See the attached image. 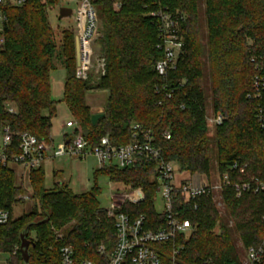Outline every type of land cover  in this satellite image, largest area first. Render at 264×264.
Listing matches in <instances>:
<instances>
[{
	"label": "trees",
	"instance_id": "16d2710c",
	"mask_svg": "<svg viewBox=\"0 0 264 264\" xmlns=\"http://www.w3.org/2000/svg\"><path fill=\"white\" fill-rule=\"evenodd\" d=\"M46 3L53 7L56 0ZM198 3L204 6V43ZM96 6L105 60V73L96 85L74 76L72 32H63L62 45L56 49L42 0L5 8L8 23L0 33V127L8 126L16 135L29 132L52 144L57 102L50 96L49 75L58 59L66 71L62 102L91 146L104 136L115 146L126 145L131 125L140 124L152 131L161 159L174 162L179 172L227 175L231 186L220 193L225 218L219 216L213 196L197 198L196 210L184 206L181 215L194 226V232L188 240L177 237L174 244L152 245L161 264L171 263L173 248L178 250L175 264L239 263L233 234L246 249L259 246L264 239V194L236 198L232 189L235 183L252 178L264 182V130L255 118L264 92L259 99L252 97L254 79L264 83V0H97ZM157 6L185 17L182 52L165 82L154 70L161 55L156 49V22L148 15ZM156 85L166 89L155 93ZM91 91L107 93L103 116L95 125L86 104ZM8 107L16 112H8ZM207 107L223 117L212 137L205 122ZM234 163L241 172L231 168ZM97 172L127 189L143 190L145 201L137 206L125 204L121 212L131 220L143 215L146 230L164 226L163 214L154 209V165L138 163L126 170ZM43 180L41 168L31 173L32 199L37 204L28 214L0 226V253L15 252L7 264H24L18 250L19 232L46 216L45 223L29 229L28 240L34 247H29L28 263L60 264V249L70 246L76 261L106 264L98 249L103 246L105 253L113 249L115 230L99 206L98 188L74 194L63 183L45 190ZM13 183L12 172L0 169V208L11 210L18 204L22 189ZM70 224L62 238L55 236V231ZM31 231L34 239H30ZM259 264H264V257Z\"/></svg>",
	"mask_w": 264,
	"mask_h": 264
},
{
	"label": "built area",
	"instance_id": "2783aa9c",
	"mask_svg": "<svg viewBox=\"0 0 264 264\" xmlns=\"http://www.w3.org/2000/svg\"><path fill=\"white\" fill-rule=\"evenodd\" d=\"M27 0H0V33L3 32L8 23L5 14L7 7H21ZM97 0H56L58 6H69L75 4L76 32L74 38L78 41L79 65L76 66L74 76L81 81H87L89 72L93 69L102 76L105 73V60L96 58L92 48L93 41L99 34V18L96 6ZM47 0H42L45 9L49 8ZM63 8V7H62ZM73 11V10H72ZM73 15V12H72ZM156 22L158 42L156 49L161 58L155 63L154 70L157 75L166 81L168 73L175 69L178 56L182 52L183 38L181 26L185 17L178 11H168L160 6L155 7L148 13ZM2 42V40H0ZM75 60V55H74ZM254 98H261L264 92L263 81L256 77L253 81ZM165 86L156 85L155 93L163 91ZM170 97V95H167ZM250 97V96H249ZM8 112L15 113L13 107H8ZM256 121L264 130V102L261 103L255 115ZM206 124L213 127L223 122L220 114H213L211 118L205 117ZM66 130L70 132H66ZM18 136L15 143L14 137ZM164 138L169 140L170 134L164 133ZM161 150L154 141L151 130L140 124H132L130 127V142L126 145L115 146L110 142L108 136L99 139L98 143L91 146L84 138L80 126L75 120L66 122L62 141L54 147L39 141L29 132L16 135L8 126L0 127V169H6L16 174L14 168H20V175L14 181V187L22 189L18 197L17 205H28L33 201L32 187L30 185L31 173L41 168L42 164L49 158L84 159L94 156L97 160V170L107 171L111 168L126 170L138 163L154 165L153 180L155 182V197L160 194L161 208L159 212L165 218L164 226L154 230L145 229V217L139 215L134 219L121 212L125 204L137 206L145 201L142 189H127L123 184L112 182L114 187L110 188V206L106 209V216L111 219L115 230V242L113 249L105 253L103 246L98 249L104 253L106 264H161L160 256L154 244H168L176 241L177 237L188 240L194 232V226L189 220L181 215L184 206L192 205L197 209L196 199L202 196L220 195L222 190L230 187L227 175H216V180H211L206 175L189 174L179 172L174 162H165L161 159ZM241 172L237 163L231 167ZM17 175V174H16ZM197 177V181L195 180ZM234 196L240 198L246 193L264 194V182L252 178L249 181L235 183L232 186ZM15 205H12V208ZM11 210L0 208V226L6 225L13 220ZM264 220V217H263ZM178 250L173 248L170 264H175V256ZM60 264H96L90 260L76 261L73 249L70 246L62 247L59 251ZM264 257V239L257 247H249L245 251L244 261L231 264H259Z\"/></svg>",
	"mask_w": 264,
	"mask_h": 264
},
{
	"label": "rangeland",
	"instance_id": "374dc122",
	"mask_svg": "<svg viewBox=\"0 0 264 264\" xmlns=\"http://www.w3.org/2000/svg\"><path fill=\"white\" fill-rule=\"evenodd\" d=\"M67 1V0H63ZM199 5V14H198V22L200 24L201 31V42L204 43L206 37V26L204 24V6L202 3H198ZM70 8L73 10V15L69 18L58 20V12L60 8ZM46 22L48 27L53 33L54 41L56 44V49H58L62 45V34L64 31H70L73 33L76 32V11L75 4L69 3V6H58L55 5L53 7H49L45 9ZM99 18V15H98ZM103 37V28L102 22L99 18V34L95 38L92 44V48L94 51V55L96 58L102 56L101 53V45L99 43L100 39ZM56 69L52 71L49 75L50 82V96L51 99L57 102L56 105V116L52 119L51 131L52 134V144L54 147H57L62 141V133L64 132V126L67 121L72 120L70 111L68 110L65 103L62 102L63 98V83L66 76V71L62 67L60 61L55 59ZM100 75L97 73L96 69H93L89 72V79L91 85H96L98 83ZM107 98V93L102 91H91L86 94V104L90 107L92 114H100L103 111V107L105 105ZM44 115H47V112H44ZM213 116L212 110L210 107L206 109V117L211 118ZM208 135L214 136V127L211 124H208ZM66 132H70L66 130ZM49 158L46 159V163H44V180H43V188L45 190H51L54 186L65 184L74 194H82L92 190V188L97 187L99 190V195L97 196V200L101 209H108L110 206L109 195L110 188L114 187V184H110V180L105 175L99 174L97 171V160L94 156H88L84 159H71L68 157L63 158ZM60 170L57 176H53L54 170ZM175 169L177 170V178H179L178 166L175 165ZM216 172H210L207 177L211 180H216ZM154 199V209L155 211L160 212L162 210L160 194L156 195ZM212 200L215 203V207L218 210L219 216L225 218V206L222 202L220 195H214ZM37 204L36 201H31L28 205H15L12 208V217L13 219H17L22 215L28 214L32 210V206ZM74 224V223H72ZM66 226L59 231H55V236L57 238H62L63 235L67 233V231L72 226ZM233 223L229 221V227H232ZM217 230V228H216ZM35 233L33 231L30 232V239H34ZM235 250L240 261H244L246 248L243 246L242 242L239 240L237 235H232ZM15 252L13 250L12 253H0V264H7L8 260L14 258ZM34 264V263H27Z\"/></svg>",
	"mask_w": 264,
	"mask_h": 264
},
{
	"label": "water",
	"instance_id": "95a60500",
	"mask_svg": "<svg viewBox=\"0 0 264 264\" xmlns=\"http://www.w3.org/2000/svg\"><path fill=\"white\" fill-rule=\"evenodd\" d=\"M72 12L73 11L70 8H60L59 12H58V20H62V19H66V18L71 17ZM74 55H75L76 66H78L79 65V48H78V41L76 38H74ZM102 116H103L102 114H93L91 116L92 125H95L97 120L100 119ZM48 219H49V217L46 216V218L44 220H41L40 222H37V223H32L19 232L18 250H19L21 260L24 264H27L28 260L30 258L29 247H34V245L28 240L30 227L33 225H41V224L45 223L46 220H48Z\"/></svg>",
	"mask_w": 264,
	"mask_h": 264
},
{
	"label": "crops",
	"instance_id": "0c3cea01",
	"mask_svg": "<svg viewBox=\"0 0 264 264\" xmlns=\"http://www.w3.org/2000/svg\"><path fill=\"white\" fill-rule=\"evenodd\" d=\"M67 122H68V121H67ZM51 135H52V134H51ZM51 141H53V140H52V136H51ZM52 143H53V142H52ZM54 159H58V158H54ZM54 159H53V160H54ZM46 161H47V160H46ZM46 161H45L44 163H46ZM44 163H43L42 166H41V169H42L43 173H44V168H43ZM14 170H16V172H17V173H16L17 175H16V174L13 175L14 181H16V180H17L16 178L20 175V168H14ZM59 172H60V170H57V169L54 170V171H53V176H54V177L57 176ZM195 180H196V181L198 180L197 177H196ZM35 205H36V204H35ZM35 205H33L32 208H33Z\"/></svg>",
	"mask_w": 264,
	"mask_h": 264
}]
</instances>
